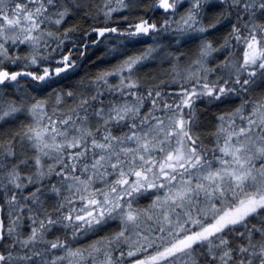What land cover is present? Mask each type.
I'll return each mask as SVG.
<instances>
[{
	"label": "snow or ice",
	"instance_id": "snow-or-ice-1",
	"mask_svg": "<svg viewBox=\"0 0 264 264\" xmlns=\"http://www.w3.org/2000/svg\"><path fill=\"white\" fill-rule=\"evenodd\" d=\"M0 264H264V0H0Z\"/></svg>",
	"mask_w": 264,
	"mask_h": 264
},
{
	"label": "trees",
	"instance_id": "trees-1",
	"mask_svg": "<svg viewBox=\"0 0 264 264\" xmlns=\"http://www.w3.org/2000/svg\"><path fill=\"white\" fill-rule=\"evenodd\" d=\"M99 53H97L98 55ZM91 59V58H90ZM85 67L81 70V72L86 71V70H90L89 66H88V61H84Z\"/></svg>",
	"mask_w": 264,
	"mask_h": 264
},
{
	"label": "rangeland",
	"instance_id": "rangeland-1",
	"mask_svg": "<svg viewBox=\"0 0 264 264\" xmlns=\"http://www.w3.org/2000/svg\"><path fill=\"white\" fill-rule=\"evenodd\" d=\"M151 41H145V43H150ZM151 67V66H150Z\"/></svg>",
	"mask_w": 264,
	"mask_h": 264
}]
</instances>
